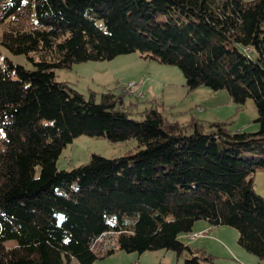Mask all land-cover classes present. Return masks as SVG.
<instances>
[{
    "label": "trees",
    "instance_id": "trees-1",
    "mask_svg": "<svg viewBox=\"0 0 264 264\" xmlns=\"http://www.w3.org/2000/svg\"><path fill=\"white\" fill-rule=\"evenodd\" d=\"M27 1L0 0V24ZM30 1L36 25L0 38L35 66L0 60V264H92L159 249L212 264L180 239L199 219L235 228L238 244L264 258V197L253 188L264 170V0ZM132 52L178 66L188 90L252 99L258 129L194 120L186 129L154 107L137 120L123 94L96 101L56 79L57 68ZM82 134L135 138L137 150L59 169L63 147ZM107 231L116 247L101 250L93 239Z\"/></svg>",
    "mask_w": 264,
    "mask_h": 264
},
{
    "label": "rangeland",
    "instance_id": "rangeland-1",
    "mask_svg": "<svg viewBox=\"0 0 264 264\" xmlns=\"http://www.w3.org/2000/svg\"><path fill=\"white\" fill-rule=\"evenodd\" d=\"M250 1V0H245ZM98 24L101 23L98 21ZM36 25L32 3L28 0L15 14L0 24V38L4 31L31 29ZM7 57L25 68L35 66L25 54H14L0 42V60ZM56 79L69 84L76 91L99 101L102 93L112 91L123 94L124 109L134 119L143 118L151 107L160 110L169 121L188 126L193 120L208 129L212 122H225L230 132L243 130L254 132L257 110L252 99L236 105L226 90H212L200 85L192 90L185 87L183 73L176 65L160 63L140 52L120 54L110 60H89L73 63L68 68L55 69ZM134 81L142 95L123 89V84ZM189 127V128H188ZM186 129H190L188 126ZM137 140L111 142L105 138L82 134L63 147L56 166L71 169L88 162L92 153L112 158L134 153ZM253 188L264 197V170L253 174ZM184 244L211 257L212 264H264V258L247 252L238 244V231L230 226H210L204 219L194 222L192 231L180 235ZM14 240L5 241L13 247ZM187 251L177 255L172 250H148L142 253L116 250L110 255L96 259L92 264H183ZM64 264H79L74 258ZM205 264V263H203Z\"/></svg>",
    "mask_w": 264,
    "mask_h": 264
},
{
    "label": "built area",
    "instance_id": "built-area-1",
    "mask_svg": "<svg viewBox=\"0 0 264 264\" xmlns=\"http://www.w3.org/2000/svg\"><path fill=\"white\" fill-rule=\"evenodd\" d=\"M123 89L129 92H134L137 95H142L140 89H138L136 82L129 81L122 85ZM94 246L99 247V249L104 250L105 248H115V242H116V235L114 232H103L98 237L93 239ZM97 244V245H96Z\"/></svg>",
    "mask_w": 264,
    "mask_h": 264
},
{
    "label": "bare ground",
    "instance_id": "bare-ground-1",
    "mask_svg": "<svg viewBox=\"0 0 264 264\" xmlns=\"http://www.w3.org/2000/svg\"><path fill=\"white\" fill-rule=\"evenodd\" d=\"M115 247H116V242H115ZM105 249H106V248H105ZM105 249H104V250H105Z\"/></svg>",
    "mask_w": 264,
    "mask_h": 264
}]
</instances>
